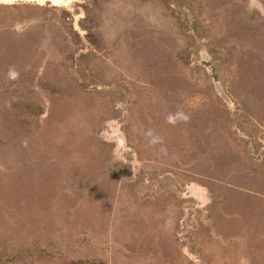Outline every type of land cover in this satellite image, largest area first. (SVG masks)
Segmentation results:
<instances>
[{"label":"rangeland","instance_id":"obj_1","mask_svg":"<svg viewBox=\"0 0 264 264\" xmlns=\"http://www.w3.org/2000/svg\"><path fill=\"white\" fill-rule=\"evenodd\" d=\"M0 264H264V0H0Z\"/></svg>","mask_w":264,"mask_h":264},{"label":"clouds","instance_id":"obj_2","mask_svg":"<svg viewBox=\"0 0 264 264\" xmlns=\"http://www.w3.org/2000/svg\"><path fill=\"white\" fill-rule=\"evenodd\" d=\"M20 77V72L15 68V66H10L8 72L6 74V79L10 81H16ZM166 123L176 126L179 123H187L190 120V116L183 112L180 109H177L176 112H169L165 117ZM145 139L147 141L148 146L157 147L158 151L161 154H167V148L164 143V139L162 136L155 133L154 130L149 129L145 133Z\"/></svg>","mask_w":264,"mask_h":264}]
</instances>
